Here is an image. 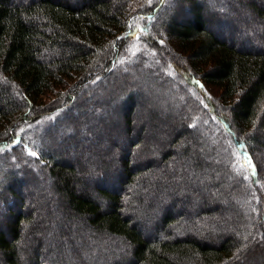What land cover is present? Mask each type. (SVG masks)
Segmentation results:
<instances>
[{
    "label": "trees",
    "instance_id": "obj_1",
    "mask_svg": "<svg viewBox=\"0 0 264 264\" xmlns=\"http://www.w3.org/2000/svg\"><path fill=\"white\" fill-rule=\"evenodd\" d=\"M209 2L0 0V167L7 169L0 170V264H248L260 256L261 250L246 253L248 259L234 263L247 247L248 230L239 240L223 234L227 225L221 228L219 220L200 228L213 244L185 233L204 217L226 213L219 201L237 195L253 201H248L253 205L250 215L263 220L258 235L264 239V213L257 207L264 199V52L253 43L238 47L225 32L211 30ZM252 10L264 24V7L256 4ZM140 21L149 22V28L135 30ZM261 41L264 45V29ZM170 42L184 62L165 50ZM137 73L150 76L149 83L159 80V92L165 83L169 89L180 83L183 93L189 87L184 105L195 103L188 113L174 103L182 119L168 141L172 148L185 145L180 152L182 159L191 157L190 169L177 183L157 180L149 185L165 193L163 201L159 196L149 204L136 199L139 187L146 185L139 178L165 166L174 154L168 149L154 159L148 153L139 160L143 166L134 161V150L145 140L133 117L146 89L135 83L129 92L120 81ZM114 81L121 86L114 88ZM119 88L124 98L117 110L121 120L100 119L106 130L103 140L127 142L118 163L101 156L98 170L92 164L77 165L69 152L56 150L77 142L74 134L81 121L72 112L86 107L89 94L95 105L105 108L100 101ZM64 126L67 134L58 143L53 137ZM212 132L225 143L219 149L225 154L214 160L218 166L207 149L199 150V140L212 145ZM112 175L118 176L116 184L109 181ZM203 177L200 198L193 181ZM232 178L236 184L226 192ZM41 180L50 194L42 193V203L29 208L31 192L27 198L24 191ZM88 183L98 187L88 191ZM39 211L44 220L56 219V234L50 222L36 221ZM26 228L31 238L22 245ZM37 232L43 240L35 237ZM260 241L253 236V248Z\"/></svg>",
    "mask_w": 264,
    "mask_h": 264
},
{
    "label": "rangeland",
    "instance_id": "obj_2",
    "mask_svg": "<svg viewBox=\"0 0 264 264\" xmlns=\"http://www.w3.org/2000/svg\"><path fill=\"white\" fill-rule=\"evenodd\" d=\"M202 2L211 3L210 8L208 7V10H209L208 13L211 14L210 24H213L212 27H210L211 30L225 32V38L229 39L232 44H235L238 47H240V45L242 44L248 45L250 43L252 45L253 43L254 48H258L257 50L264 52V45L262 44V41H261L264 24L254 15L253 10H252L253 5H256V4H258L260 7L263 8L264 0H202ZM219 16H220L221 21L218 20ZM142 21H140L137 24V27L135 28V30H142L144 28H149L148 27L149 22L144 24ZM224 23H226L225 26L223 25ZM174 44L173 42H170V44L165 48V50L169 49L174 55L176 54L184 62L185 57L181 53L180 54L178 53V50H177L178 47L176 44H175L176 46ZM178 62L180 61L178 60ZM188 62L190 61L188 60ZM127 71H131V69L129 68L127 69ZM139 75H142V74L141 73L130 74L129 75L130 77L128 76V77L122 78V80L120 81V83H124L125 85L123 88L127 86L126 89L129 92L134 91L136 86L138 89H142V87L146 89L143 92L144 94L143 99L138 101L139 106L137 107V113L133 117L135 118L134 126L136 130L138 132L141 129L143 130L144 140H145V142H143V144L139 148H136L134 150L135 151V153L133 154L134 161L139 162V160H142L144 156H146L148 153H149L150 158L159 159L158 155L161 156V154H163L164 151L168 149L169 150L172 149L171 150L172 154H174L171 160L165 166L157 167L152 172H147V173L145 172V174L140 176L139 178L140 182H145L146 185L144 188L142 187H139V189L137 188L139 193H141V196L136 197V199L141 201V203L144 202L143 204H149L150 202L154 201V199L158 198L159 196H161L160 201H163L164 200L163 197L165 195L163 191L158 192L157 188H153V187L150 188L149 185H154V182H156L157 180H159L160 182L167 180V181H171L172 183L173 182L177 183L178 181H180L179 177L185 176V173H187L188 170L190 169V162H191L190 158L191 157H188L187 160L182 159L183 156H182V153L180 152V150L185 148V145L181 144L177 148H172L168 146V141H170L171 139L169 134L172 132L174 133V130H173L174 127L178 125L182 119L181 114L177 113L176 108H178V106L174 103L180 104L182 107L186 108V111H185L186 113L189 112L191 107H194L195 103L192 104V106H190V104L188 103L187 105H184L185 104V98H184L185 94L184 93H185V90L187 89L188 91L190 90L189 87H185L184 93H183L182 91H178L181 89L180 83H175L174 84L175 86L170 89H169L168 83H165V84L162 83L163 85L160 90L163 92H159L156 90V85H155V84L160 85L158 84V83H161L159 80H157L158 83H155V82L149 83L147 81H149L150 76L147 75V76L140 77ZM115 82L116 81H114V83L112 82V84H114V88L117 85V83ZM135 83H137L136 86H135ZM190 83L198 85V82L194 81V79H192ZM146 84H148L149 86H147ZM102 86L103 84L100 85L99 88H102ZM119 86L121 85L118 84L117 88ZM107 87H108L107 85L104 86V88H107ZM209 90L211 91L210 88ZM120 91L121 89L119 88V90H117L116 92L110 93V95L105 96V99L101 100L103 102L100 101L101 104L105 103L108 105V107H105V108H103V106L100 107V106L95 105L92 102L93 100L91 99L93 95L89 94L90 96L87 97L88 101H87L86 107L83 105L81 110H76L72 112V115L76 116L75 118H78L79 121H81V126L78 127L77 131L74 134V137H76L77 142L71 143L70 141H68L67 145L62 146L61 148L56 147V150H59V152H64V153L69 152L70 156L72 155L76 159L77 165L81 164L83 166H87V165L92 164V167L94 166V169H98V170H102V167L99 166L98 164L100 161L103 160V158L105 159V157H103L105 155H107L106 157H113L114 159H116V162L118 163L119 158H122V153H124L122 148L126 140L124 138L123 140L122 139L115 140V142L113 141L108 142V141L103 140L102 136L103 134H105L106 130L105 131L102 130L103 125H100L101 124L100 119L101 117L104 118L105 123L111 120L112 121L121 120L119 115H117L118 113L117 110L119 109L120 102L124 99L121 97L122 95ZM211 92H213V90ZM107 94H109V92ZM109 96L110 98H108ZM161 122H163L164 125L166 124L167 125L165 127L163 125V128L158 127L157 125H159ZM96 126H99L100 128L98 129L96 128ZM203 126L204 127L200 128L201 131L206 128V125H203ZM175 131H178V129ZM212 133H213L211 134L212 135V139H211L212 145L210 144L208 145V143H206L205 141L199 140L198 141L199 145L200 147H202V149L199 148V150L201 153V151L203 152L204 149H207L206 151L208 152V154L212 156V161L214 165L218 166L217 165L218 163H216L214 160H217L218 158L217 155L225 154L226 151L219 150L223 147L225 143L223 144V140L221 138L216 137V133L214 132ZM66 134H67V131L65 132V126H64L56 132L55 136L53 137V140L60 143ZM190 142H191L190 140H187L186 144L189 146L191 144ZM193 142L194 144H196V141H193ZM46 144L52 148L55 147L54 142L47 141ZM195 152L198 154L197 151ZM261 152L263 153L261 161L264 166V150H262ZM101 156L103 157L102 160L100 159ZM149 157H145V159H148ZM187 162H189V164ZM138 165L143 166L144 164L141 161L138 163ZM4 169H5L4 167L2 166L0 167V170H4ZM5 170L7 171V169ZM93 170H90V172L92 174L94 172L96 173V171L95 170L93 171ZM84 171L86 173L85 169ZM214 171H215V167L211 169L212 173ZM215 174H217V172H215ZM116 179H118L117 175H112L111 177H109V181L112 182L113 184L117 183L115 182ZM202 179H204V177L198 178V180L193 181V186L198 188V190L196 191H198L200 198L204 196L203 190L201 187H202V184H205V182L204 181L201 182ZM235 180L234 179L233 181L231 179L227 180L228 182H227L226 192H228L229 189H231V187H233V185L236 184ZM185 182H186L185 184H189L190 182H192V180L185 181ZM106 183H109L108 180H106ZM40 184L44 185L43 188L46 189L45 191L43 190L42 185ZM87 185L89 186L88 187L89 189L87 188L88 191H90L91 188L93 189V185L98 187L97 185L95 184L92 185L90 183H88ZM262 186L264 187L263 184ZM47 188H48L47 182L42 181L41 183L36 185L34 188L29 187L24 191V193L26 194H23V195L27 198L29 197L28 195L29 192H31L30 194L31 203L30 205L28 204L29 208L30 207L33 208L36 204L42 203V200H43L42 193L46 192L47 195L50 194ZM134 190H135L134 187L130 189V191L132 192H134ZM218 194L219 193H216L215 196L213 197H216ZM221 197L222 199L226 198V200H221L219 202L221 203L220 205L223 207V209L225 208L227 212L220 213L219 215H215L216 217L214 218L204 217L200 221H196L197 226L194 225L193 227L189 226L185 228V229H188V230H185L186 235L190 234L192 235V237L200 240L204 244L206 242L208 244H213L214 243L213 240H208L207 237H203L204 234L201 232L200 228L201 226L209 227L208 225L212 221L217 222V220H219L218 224L220 225L221 228L223 227L222 223H224V226L227 225V229L223 232V234L234 236L235 238H238L239 240L246 235V234H243V232L247 229L248 234L245 238L247 242L244 245V247L245 246L247 247L244 248L245 250L244 253H240L239 258L236 261H234V263L244 262L246 259H248L246 255L249 256L252 253H259L258 251L261 250L262 253L260 254L259 257H257L256 259H250L247 262L248 264H254V260H255V264H264V239H262L261 236L258 235L259 224L263 220L258 219V218H256L255 220L256 216L250 215L252 214V211H253V209H251V207H253L251 202L253 201L242 199L240 197H237V195L236 196L232 195L230 198V201L227 200L228 195L225 198H223V194H222ZM248 201H251V202L248 203ZM51 202H52V207L56 208L57 201L55 202L53 198L51 197ZM58 202H60V199L58 200ZM257 204H258L257 207L259 208L260 212L264 213V199L262 196H261L260 202ZM163 205H166V203H163ZM0 211L4 212V208H0ZM44 216H45V213L43 211H39L36 221L37 222L40 220L41 222L45 221V224H47V222H50L51 225L53 226V231H55V234H56L57 231L54 228V226L57 224L56 219H54L53 217L52 219H50L51 217L50 216L49 218L46 219L47 220L46 221L43 219ZM146 222H145V225H146ZM186 222H187L186 218L183 219V224H185ZM252 223L254 224L253 226L251 225ZM147 224H150V222H147ZM149 227L152 228V226H149ZM28 231H29L28 228H26V232L24 233V236H23L22 245L28 239L31 238L30 235L28 234ZM253 236L259 241L262 240L259 242L256 248H253L254 246L252 243ZM35 237L42 238V234L40 232H37L35 234ZM219 239H221V237H218L217 241ZM110 240L113 242L111 238H108L107 242H110ZM45 242L48 246L49 242L47 240H45ZM34 244H37V243L34 242ZM73 256L77 257L78 255L76 254ZM80 256H81V253H80ZM251 257L254 258V256H251Z\"/></svg>",
    "mask_w": 264,
    "mask_h": 264
},
{
    "label": "snow or ice",
    "instance_id": "obj_3",
    "mask_svg": "<svg viewBox=\"0 0 264 264\" xmlns=\"http://www.w3.org/2000/svg\"><path fill=\"white\" fill-rule=\"evenodd\" d=\"M149 2H150V0H149ZM31 155H36V153L35 152H32Z\"/></svg>",
    "mask_w": 264,
    "mask_h": 264
}]
</instances>
